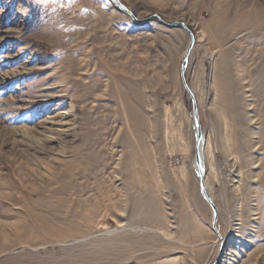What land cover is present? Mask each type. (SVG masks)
Listing matches in <instances>:
<instances>
[{"label": "rangeland", "instance_id": "374dc122", "mask_svg": "<svg viewBox=\"0 0 264 264\" xmlns=\"http://www.w3.org/2000/svg\"><path fill=\"white\" fill-rule=\"evenodd\" d=\"M120 1L195 35L220 234L189 33L111 0H0V264H264V0Z\"/></svg>", "mask_w": 264, "mask_h": 264}, {"label": "water", "instance_id": "95a60500", "mask_svg": "<svg viewBox=\"0 0 264 264\" xmlns=\"http://www.w3.org/2000/svg\"><path fill=\"white\" fill-rule=\"evenodd\" d=\"M113 1H116V5L118 6V8L121 10V11H124L126 13H128L132 19L139 23V24H144V23H147L148 21L154 19V18H157L159 19V21L165 25V26H168V27H175V26H181L183 27L190 35L191 37V41H190V44L187 48V52L181 62V67H180V71H181V77H182V81H183V84H184V87L186 89V91L188 92L189 94V97L191 99V102H192V109H193V121L195 123V132H196V149H195V158L196 160L201 163V159H202V155H201V152H200V146H201V140L203 138L202 136V133H201V126H200V120H199V114H198V107H197V102H196V98L193 94V92L191 91V88L189 87L188 83H187V80H186V77H185V69H186V62L188 60V57L192 51V48L194 46V43H195V37H194V34L193 32L191 31V29L185 24V23H182V22H174V23H168L166 21H164L163 19H161L159 16L157 15H154V16H150V17H147L145 18L144 20H140L138 19L134 14L133 12L128 8L126 7L123 3H121L120 0H113ZM202 170V168H201ZM200 186H201V190H202V193H203V196L205 198V200L211 205L212 207V210H213V226H214V230L216 231L217 234H220L219 232V229L217 227V208L215 207V205L211 202V197H209V195L206 193L205 191V179H204V173L202 172L200 174Z\"/></svg>", "mask_w": 264, "mask_h": 264}, {"label": "bare ground", "instance_id": "6f19581e", "mask_svg": "<svg viewBox=\"0 0 264 264\" xmlns=\"http://www.w3.org/2000/svg\"><path fill=\"white\" fill-rule=\"evenodd\" d=\"M112 2H113V4L115 5V6H117L116 4V1H113V0H111ZM118 7V6H117ZM194 37H195V35H194ZM187 52V51H186ZM186 54V53H185ZM185 56V55H184ZM184 58V57H183ZM192 91V90H191ZM194 94V93H193ZM194 96H195V94H194ZM196 98V97H195ZM196 102H197V99H196ZM197 107H198V104H197ZM198 114H199V111H198ZM200 120V119H199ZM194 122V121H193ZM200 126H201V123H200ZM194 128H195V123H194ZM196 129V128H195ZM201 133H202V136H203V138H202V140H201V146H200V152H201V157H202V159H201V163H199L197 160H196V158H194V161H193V166H194V168H195V171H196V174H197V176H198V179H199V182H200V174L203 172L204 173V179H205V191H206V193L209 195V197H211V192H210V190H209V188L207 187V183H206V178H205V176H206V174H205V153H204V146H205V144H206V142H207V139H206V136L203 134V131H202V127H201ZM201 168H202V170H201ZM230 173L229 174H231L232 173V171H229ZM201 192H202V190H201ZM203 194V193H202ZM211 202L215 205V203H214V201H213V199H212V197H211ZM210 205V204H209ZM210 207H211V205H210ZM215 207H216V205H215ZM212 208V207H211ZM217 208V207H216ZM223 237V236H222Z\"/></svg>", "mask_w": 264, "mask_h": 264}, {"label": "snow or ice", "instance_id": "6c2138e0", "mask_svg": "<svg viewBox=\"0 0 264 264\" xmlns=\"http://www.w3.org/2000/svg\"><path fill=\"white\" fill-rule=\"evenodd\" d=\"M38 2H39V0H38Z\"/></svg>", "mask_w": 264, "mask_h": 264}]
</instances>
